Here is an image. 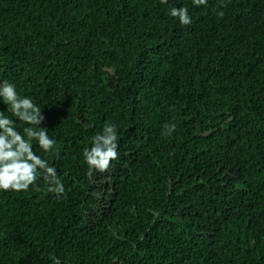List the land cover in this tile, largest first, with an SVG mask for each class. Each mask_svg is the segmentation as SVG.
Here are the masks:
<instances>
[{"label": "trees", "instance_id": "16d2710c", "mask_svg": "<svg viewBox=\"0 0 264 264\" xmlns=\"http://www.w3.org/2000/svg\"><path fill=\"white\" fill-rule=\"evenodd\" d=\"M0 79L41 107L65 187L0 192V264H264V0H0Z\"/></svg>", "mask_w": 264, "mask_h": 264}, {"label": "clouds", "instance_id": "9594fccd", "mask_svg": "<svg viewBox=\"0 0 264 264\" xmlns=\"http://www.w3.org/2000/svg\"><path fill=\"white\" fill-rule=\"evenodd\" d=\"M159 2L167 4L168 0ZM191 3L206 7L208 0H191ZM168 14L182 26L192 23L187 7H172ZM0 105H6L8 113L0 109V192L28 191L42 178L49 184L50 192L63 196L64 184L56 168L45 158L55 152L57 142L48 135L47 128L41 126L44 119L41 107L29 96L22 95L17 85L8 79H0ZM163 127L164 134L169 135L175 131L176 124L169 122ZM33 142L44 156L33 150ZM118 147L117 125L105 123L100 133L90 137V146L82 150L84 163L90 170L107 171L112 162L119 159Z\"/></svg>", "mask_w": 264, "mask_h": 264}]
</instances>
